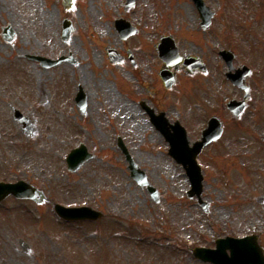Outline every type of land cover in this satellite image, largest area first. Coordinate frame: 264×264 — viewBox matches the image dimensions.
<instances>
[{
    "label": "rangeland",
    "instance_id": "1",
    "mask_svg": "<svg viewBox=\"0 0 264 264\" xmlns=\"http://www.w3.org/2000/svg\"><path fill=\"white\" fill-rule=\"evenodd\" d=\"M114 2L118 1H85L90 22L78 13V30L104 31V9L116 11ZM183 5L172 4L171 24L166 25L167 1L158 3L162 29L184 31L190 20ZM70 15L61 0H0V31L11 24L18 45H1L0 38V177L9 164L12 177H26L28 170L27 178L50 199L38 205L9 197L0 205V264H212L197 259L192 249L215 248L218 238L252 233L261 235L263 245L264 202L257 198L264 197V139H260L264 134V80L254 75L249 111L237 125L226 116L229 125L223 139L199 158L209 212L196 198H188L191 183L184 168L168 157L163 140L150 126L146 131L128 127L125 132L137 163L160 190L159 201L130 176L125 158L114 150L111 132L108 136L103 123L102 130H93L99 142L98 146L90 144L95 158L74 176L67 175L65 157L74 139L65 127L69 117L58 114L70 112L63 101L71 93L72 68L70 63L45 68L26 55L57 54L58 46L50 48L40 32L60 31L62 19ZM61 50L68 54L69 43ZM96 68L99 77L107 75L106 65ZM185 88L189 90L184 92ZM190 90L191 84L186 83L168 97L174 103H179V97L183 101L180 108L187 111V106L195 104ZM12 107L36 121L35 135L21 131ZM71 127L77 129L80 124L71 123ZM27 152L30 159H26ZM32 160L41 167L29 169L26 162ZM56 202L90 205L105 215L95 222L66 223L54 212ZM21 239L29 244L28 252Z\"/></svg>",
    "mask_w": 264,
    "mask_h": 264
},
{
    "label": "flooded vegetation",
    "instance_id": "2",
    "mask_svg": "<svg viewBox=\"0 0 264 264\" xmlns=\"http://www.w3.org/2000/svg\"><path fill=\"white\" fill-rule=\"evenodd\" d=\"M85 1L75 0L72 4L73 29L67 42L63 40V31L40 32L50 48L58 46L57 54H49V57H68L71 72L75 75L71 93L63 101L64 109L70 112L61 114L69 115L71 123L80 124L70 135L74 139V148L84 144L92 153L90 144L99 145L93 130H102L101 123L108 136L110 132H115L117 138L125 141L128 127L153 126L149 119L151 112L161 117L160 120L172 133L173 126L177 124L188 132H200L192 134V142L200 138L213 117L222 122L224 134L229 125L226 116L236 125L245 117L254 98L250 80L255 72L249 76L242 74L245 83L251 86V97L247 99L241 116L233 115L228 110V103L231 100L241 101L245 90L234 86L227 74L229 66H233L230 74H237L238 70L248 66L256 69V75L264 80L263 1L202 0L209 8L208 14L212 13L209 20L207 13L201 14L195 0H117V3L114 2L116 12L107 9L103 13L104 31H79L75 21L77 14L82 12L85 22H88ZM161 1H167L166 18L163 19L166 25L171 24L172 4H184L185 15L190 20L184 31L162 29V21L159 28L158 13L162 15V9L158 3ZM159 18L162 19V16ZM16 36L13 35L12 39ZM163 40H167L168 45H176L180 60H174L177 55L174 51L167 52L165 58L161 57L159 47ZM68 43V54L66 51L62 53L61 46ZM6 45L14 44L7 42ZM97 65H106V76L99 77L101 72ZM164 75L174 79L172 86L166 85ZM222 80L230 86L232 95L223 96ZM186 83L191 84L190 91H193L192 99L195 101L194 105L187 106V111L180 108L183 101L179 97V103L172 102L168 97L178 86ZM187 90L185 88L184 92ZM61 101L58 99L57 103ZM100 135L104 136L102 132ZM30 156L27 152L26 159ZM26 165L31 170L41 167L34 160L26 162ZM30 173L26 170L27 176Z\"/></svg>",
    "mask_w": 264,
    "mask_h": 264
},
{
    "label": "water",
    "instance_id": "3",
    "mask_svg": "<svg viewBox=\"0 0 264 264\" xmlns=\"http://www.w3.org/2000/svg\"><path fill=\"white\" fill-rule=\"evenodd\" d=\"M71 0H65V4L68 5ZM66 31H70L68 29V25L65 24ZM4 36H8V31H13L11 26H7L3 28ZM50 65V64H49ZM230 108L235 113H240L242 107L238 106V104L232 103ZM15 119L24 122L23 117L19 112H17ZM26 131V129H24ZM222 133V129L220 130V134H216V128H210L205 132V140L204 142L197 143L193 148H189L187 137L185 136L182 142H176L171 149V153L177 159L179 163H182L187 170V173L190 177L192 183V190L189 192L190 197H194L197 195L200 199V202L206 207L207 204L203 203L201 199V195L203 192V175L201 172V168L197 163V156L201 152L203 146L208 144L211 140H216ZM73 154L70 155L68 161L72 162ZM130 168L132 170V176L142 185H147L148 190L151 192L152 196L155 199H158V192L156 189L150 185L146 176L143 172L138 170L137 165L131 161ZM76 168V167H75ZM23 184L18 185H6L0 184V202L6 198L11 193H14L17 196L30 197L35 199V195L38 193L33 188L26 194L21 193L20 190L23 188ZM41 202V201H40ZM56 210L59 215L63 216L69 220H77V219H98L102 217V213L96 210H93L89 207L82 208H66L61 205H56ZM22 245L26 251L29 250V247L25 242L22 241ZM218 248L216 250H209L198 248L194 250V254L203 259L214 262L215 264H264V254L262 248L259 246L257 238L255 237H246L244 239H233L227 238L217 241ZM227 249L231 251V254H227Z\"/></svg>",
    "mask_w": 264,
    "mask_h": 264
}]
</instances>
